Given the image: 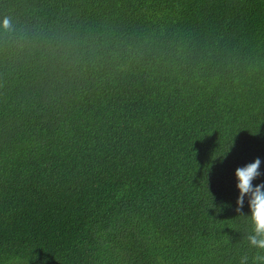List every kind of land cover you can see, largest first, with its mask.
<instances>
[{
    "label": "trees",
    "instance_id": "1",
    "mask_svg": "<svg viewBox=\"0 0 264 264\" xmlns=\"http://www.w3.org/2000/svg\"><path fill=\"white\" fill-rule=\"evenodd\" d=\"M257 157L264 0H0V264H264Z\"/></svg>",
    "mask_w": 264,
    "mask_h": 264
},
{
    "label": "clouds",
    "instance_id": "2",
    "mask_svg": "<svg viewBox=\"0 0 264 264\" xmlns=\"http://www.w3.org/2000/svg\"><path fill=\"white\" fill-rule=\"evenodd\" d=\"M7 26V20L2 22ZM261 164L260 158L253 159L242 167L234 170L235 188L238 190L236 198L237 209L247 200L249 209L248 219L252 225V232L248 236V242L252 247L264 249V181L253 184L261 176L258 171ZM264 261V257H257ZM242 264L244 262L242 261Z\"/></svg>",
    "mask_w": 264,
    "mask_h": 264
}]
</instances>
